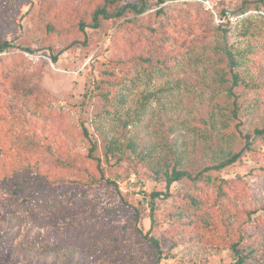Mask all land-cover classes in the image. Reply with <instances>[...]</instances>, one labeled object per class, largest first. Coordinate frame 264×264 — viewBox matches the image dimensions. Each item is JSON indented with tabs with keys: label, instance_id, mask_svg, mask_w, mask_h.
<instances>
[{
	"label": "rangeland",
	"instance_id": "obj_1",
	"mask_svg": "<svg viewBox=\"0 0 264 264\" xmlns=\"http://www.w3.org/2000/svg\"><path fill=\"white\" fill-rule=\"evenodd\" d=\"M106 2L141 0H0V43L10 42L0 55V264H240L236 246L253 253L244 264H264V0H148L143 13L82 33ZM225 49L244 83L233 84ZM139 56L148 65L106 101L96 86L105 72L124 75ZM237 152L218 172L234 195L212 210L181 211L192 182L172 184L175 198L155 195L175 165L195 175ZM49 188L68 197L69 214L30 236L62 246L19 250L26 236L9 219ZM91 213L128 253L63 237Z\"/></svg>",
	"mask_w": 264,
	"mask_h": 264
},
{
	"label": "trees",
	"instance_id": "obj_2",
	"mask_svg": "<svg viewBox=\"0 0 264 264\" xmlns=\"http://www.w3.org/2000/svg\"><path fill=\"white\" fill-rule=\"evenodd\" d=\"M149 6L148 0H141L140 3H128L117 10L112 9L107 2L102 5H97L91 14L92 22L86 23L85 21H81L80 30L82 33L86 34L85 28L87 26L100 29L109 19L116 18V20H119L130 13L140 14L146 11ZM75 41L86 44V38L82 41ZM9 47V41H5L2 44L0 43V55ZM224 52L230 61L233 84H238L239 82L244 83L245 78L242 77L240 72L235 71L240 64L237 55L228 49H225ZM54 59L57 60V57H54ZM147 65L148 59L139 56L128 61V71L124 73V75L118 73L115 69H108L104 77L96 85L102 97L109 102L121 100L123 95L122 90L126 88ZM256 133L264 137V129H257ZM240 156V152L228 153L224 159L212 166L206 167L195 175L185 169H180L178 167L179 164H177L172 170H168L165 173L167 190L165 192H157L155 195L175 198L174 192L171 191L172 184L175 182L180 184L192 182L194 187L193 193L180 190L178 202L180 204L182 202L187 204V208L184 207L181 211L185 216H193L202 214L205 209L212 210L217 202L221 204L225 202V200H230L234 195L231 193L230 186L228 185L229 180L221 177L218 172L234 164ZM23 205L24 209L19 212H14L9 219L12 230H16L15 232H19L20 229L24 230L26 236L19 250L38 249L47 251L60 248L62 246V243L59 241L60 239L56 237L51 238L50 234L42 239H34L30 235L35 230L56 224L60 220L62 214H69L68 207L70 203L68 197L56 188H49L41 196L25 200ZM154 220L155 218L152 216V227L155 225ZM73 227L74 223L70 220L61 230L63 237L70 243L82 244L86 250L91 252L104 250L107 247L117 256H122L129 252L128 247L121 243L122 236H120V232H117L106 220L93 213L89 214L86 220L81 224L83 231H81L80 234L73 231ZM241 241H243V239ZM151 242L160 259L162 251L159 241L151 237ZM244 242L245 240L243 243ZM237 248L238 246H236L235 249L239 256L238 263L244 264L247 257L253 253L250 251L244 254Z\"/></svg>",
	"mask_w": 264,
	"mask_h": 264
}]
</instances>
